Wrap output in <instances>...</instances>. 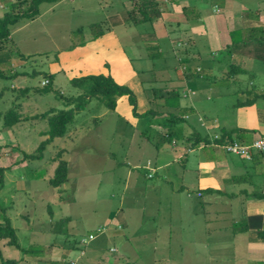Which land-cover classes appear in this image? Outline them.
<instances>
[{"label":"crops","instance_id":"obj_1","mask_svg":"<svg viewBox=\"0 0 264 264\" xmlns=\"http://www.w3.org/2000/svg\"><path fill=\"white\" fill-rule=\"evenodd\" d=\"M69 1L82 10H100L99 21L110 29L96 37L85 33L79 39L84 40L82 44L79 40L71 43L48 72L69 61L75 75L109 74L132 90L137 112L148 107L143 88L151 85V80L152 85L179 87L181 96L171 107L176 117L170 121L164 119L165 109L150 121H141L131 113L126 98L116 100L110 111L117 118H127L126 128L134 140L129 139L120 160L115 159L118 154L109 149L110 145L98 152L103 154L100 162L106 159L110 172L118 171L114 177L110 173L102 178L108 184L102 196L114 202L105 218L92 225L101 231L80 245L83 235L75 236V229L65 239V253L59 255L63 259L53 264H63L66 258L73 259L74 264H133V260L139 264H264V150H252L247 159L221 146L227 138L248 142L264 133V0H154L158 15L152 21L153 29L138 32L121 22L122 12L132 0ZM116 26L132 29L136 35L138 41L132 42L139 47L136 56L142 61L140 67L130 64L131 58L116 41ZM251 28H256L253 38L248 35ZM156 43L165 55V66H157V75L148 74L152 79L146 81L142 72L150 70L147 55ZM75 45L79 46L73 48ZM219 52L225 54L224 62L213 60ZM89 54L92 61L72 58ZM179 57L185 61L177 62ZM226 58L245 73L234 79L222 77ZM185 65L189 69L200 66L202 77L189 84L181 70ZM242 86L251 89L247 92ZM242 89L252 93L253 101L233 106L244 100L237 95ZM231 93L236 98H231ZM95 100L86 103L91 106L92 117L95 114L93 119L109 110ZM75 125L67 126L61 136L69 139L71 133L70 139L75 140L67 147L74 149L82 141ZM166 129L172 130L170 136ZM223 131L230 133H224L218 142L212 139L214 133ZM64 160L67 177L55 190L62 192L63 186L69 185L71 192L74 182L69 169L75 161L70 162L67 155ZM147 162L152 167L150 175ZM91 230L88 233H93Z\"/></svg>","mask_w":264,"mask_h":264},{"label":"rangeland","instance_id":"obj_2","mask_svg":"<svg viewBox=\"0 0 264 264\" xmlns=\"http://www.w3.org/2000/svg\"><path fill=\"white\" fill-rule=\"evenodd\" d=\"M51 3L53 2L40 3L38 5L39 14L34 15L32 20L30 18L20 19L11 29V41L4 43L3 47L9 48L10 46L12 55L9 56L7 62L0 63L3 74L6 75L14 70L17 73L31 72L32 69L35 71L29 75L0 76V113L10 105L15 96L14 91H9L10 87L15 89L25 85L30 87L25 95L18 94L19 97L15 99L17 106H14V109L21 113L20 116L39 113L47 107L61 105L60 101L53 96L54 89L64 94L76 91V87L69 83V78L76 76L73 73L74 67L68 63L69 61H64L61 67L52 72L51 87L53 90L39 94L32 91V87L42 84L41 81L45 78L43 72H48L51 65H57L56 63L60 62L59 55L62 51L69 50L68 45L79 40L85 33L97 31L98 27L93 23L99 21L102 13L98 9L83 8L82 10L74 7V3L69 0H60L51 9L45 10L44 8ZM131 4L126 6L127 9ZM11 5L15 10H19L24 8L26 3L19 4L18 0H0V13L8 10ZM90 23L92 26L89 25ZM142 25L144 29L150 30L153 29L154 23L147 22ZM77 28H81V31H77ZM126 29L120 26L114 27L116 41H120L118 43L123 52L131 58L128 60L130 64L133 67H140L142 61L136 56L139 47L133 43L138 39L132 29ZM157 39L162 41L160 38ZM172 39L173 42H176L174 40H178V37ZM76 46L79 45H75L73 48ZM19 52L26 57L19 55ZM63 56L65 57V55ZM90 57L93 55L89 54V57L74 55L72 58L78 61L80 58L88 60ZM90 60L92 61L91 58ZM157 62L158 60L155 61V64ZM66 64L71 66L72 71ZM197 67L195 66L194 70H197ZM151 73L152 71L142 72L146 78L144 80L152 79L148 76ZM155 74L157 75V70H155ZM155 74H152V77H155ZM241 78L243 81L248 80L244 79L245 77ZM149 83L153 84L154 82L151 80ZM242 87L244 90L246 89V86ZM243 89L238 90V96L244 99L252 97V93H246ZM250 89L248 88V90ZM229 96L233 99L236 98L234 93ZM230 97L228 98L230 99ZM124 98L122 96L123 100ZM93 102L98 103L96 100ZM90 108L91 106L87 104L77 110L67 124L71 127L76 124V133L82 136L81 144L76 149L67 147L75 140L70 139L73 137L71 133L67 135L69 139L63 138L64 136L62 138L54 137L44 145L40 157L29 159L27 163L26 160L18 161L20 153L17 147L25 151H31L36 147L38 142L45 137V134H42L46 127L45 118L29 117L14 124L11 128L0 131V165L5 166L2 172L3 184L0 187V206L3 207L2 211L0 209V221L2 214L9 218L15 229L17 241L24 248L21 250L6 244L5 239H0V258L15 259L13 264H46L47 261L56 263L55 260L63 259L59 255L65 253L66 237L75 229V236L81 234L85 237L88 230L92 229V225L100 223L105 218V212L111 208L114 201L102 196L108 187L107 181L102 178L105 175L109 176L110 173L114 177L118 171L110 172L105 162L106 159L104 163L100 162L99 159L103 157V154L98 152L110 145L109 149L118 154L115 159L120 160L130 143L129 141L133 142L134 138L126 128L128 125L125 116L117 118L110 110H107L98 118L93 119L95 114L92 117ZM105 109L107 108L105 107ZM118 113L126 115L122 112ZM166 132L171 134L172 130L166 129ZM136 150L139 149H133V152ZM139 151L143 153L142 149ZM133 152L131 150V153ZM108 154L110 155V153ZM66 155L70 162L75 161L69 169V173H71L69 177L72 176L74 188L70 192L69 185H64L65 189L62 192L58 189L56 191L55 187L47 183L46 176L48 178L51 175L58 158L65 159ZM15 161L19 162L18 165H15ZM121 169L120 167L119 170ZM121 175L123 174L121 173ZM99 179L101 180L100 184L96 185ZM65 216H68V222L64 220ZM91 231L97 232L96 228ZM131 263L139 264L140 261L133 260ZM0 264L10 263L0 262Z\"/></svg>","mask_w":264,"mask_h":264},{"label":"trees","instance_id":"obj_3","mask_svg":"<svg viewBox=\"0 0 264 264\" xmlns=\"http://www.w3.org/2000/svg\"><path fill=\"white\" fill-rule=\"evenodd\" d=\"M56 0H18L19 4L26 3V6L24 8H21L19 10H15L12 6L14 3H11V7L0 13V63H4L8 61L9 56L12 55V50H10L5 46V42H10V32L12 27L20 20V19H27L32 18L34 15L38 13V5L42 2H54ZM158 15V10L156 8V2L154 0H132V5L129 9L122 12V18L124 21H121L122 23H125L127 26L132 27L135 29L137 28V32L143 28L144 23L152 22L155 20V18ZM94 25H96L97 31L92 33L91 37H96L99 34H101L104 29H110V27L102 21L94 22ZM119 24V23H117ZM91 25V23L89 24ZM104 25V26H103ZM142 25V26H141ZM92 26V25H91ZM77 31H81V28H77ZM256 28L249 29L248 35L252 38L255 37ZM90 37V38H91ZM84 40H79V44H82ZM157 42V41H156ZM3 44V45H2ZM8 45V44H7ZM13 45V44H12ZM157 45V46H156ZM152 48L153 50L150 51L147 55V59L150 63V71L155 74V70L158 71L157 66H165V55H162L161 50H158V43ZM67 46V48L71 47ZM222 54V55H221ZM19 55L23 56L22 53L19 52ZM219 57H214L213 60L217 63L224 62L222 61V58L225 57L222 52L218 53ZM217 55V56H218ZM23 57H26L25 55ZM199 59V58H198ZM201 59V58H200ZM158 60V62L155 64V61ZM177 62L185 61L184 57H179V59H176ZM225 69L222 70L223 74L222 77H227L234 79L237 77L240 73H245V70L241 67H239L238 64L232 62V61H225ZM197 67V66H196ZM200 66L197 67V70H194L196 68L189 69L188 65H185L183 68H181L183 75L186 79V81L191 84V81L196 80L198 77H202L203 73L201 70H199ZM34 69L31 70V72L23 71V72H16V70L8 73L3 74L2 70L0 69V76H8V77H14L17 74H24L29 75L34 73ZM156 75V74H155ZM43 76H45L46 82H42V84L34 85L32 87V91L36 93H45L50 90H53L51 87V78L52 73L51 72H43ZM164 81V80H162ZM161 81V82H162ZM69 83L76 87L77 92L71 93V94H64L59 91H56L54 89L53 96L55 99L60 101L61 105H57L56 107L50 106L45 108V110L40 111L39 113H31L29 115L24 114L23 116H20V112L14 109V106H17L15 99L18 98V94L25 95L26 91L28 90V86H21L18 88H9V91L15 92V96L11 100L10 105L0 113V131L5 128H11L14 124L21 122L24 119H27L29 117L31 118H38V117H44L46 121V127L42 131V134H45V137L41 139L36 147L31 151H25L21 148H18V152L20 153V157L18 161L26 160V163L29 159H35L36 157L41 156V151L44 148V145L51 141L54 137H61L64 135L66 131L67 124L71 121L73 114L79 110L82 109L89 99L95 98L97 101L102 103L107 109L112 110L115 108L116 105V98L118 96H125L126 102L128 105H130L131 113L136 116L139 120H144L145 122L150 121L152 117H154L156 114L160 113L159 110L165 109L167 116L164 118L167 121H170L176 117V114L174 113V110L171 109L172 106H176L177 101L179 97L181 96V91L179 87H170V88H164L157 85H148L143 88L145 92V96L147 98L148 107L142 111L137 112L135 109L136 101L135 96L132 90L125 84L117 83L109 74H103V73H86V74H80L76 76H72L69 78ZM165 83V82H164ZM245 91H249L247 88ZM10 92V93H11ZM1 93V92H0ZM161 97L162 99H158ZM253 101L252 98H246L244 100H238L234 102L233 106L238 105H245L249 104ZM229 135V131H223V133H217V138H212L215 141L221 140L222 136ZM167 136H170V132H166ZM212 137V136H211ZM231 140H237L235 138H227L225 141H231ZM197 141V140H196ZM239 142H242L240 140H237ZM251 141V140H250ZM249 142V141H248ZM247 143V142H242ZM59 153V152H58ZM243 157V156H242ZM18 161H15L17 163ZM18 165V164H17ZM4 165H0V187L3 184V175L2 172L4 170ZM67 177V165L66 161L62 158H58L56 164L53 167L51 175L47 178L46 181L49 185L53 187H59L60 184L65 181ZM47 208H49V205H46ZM1 211L3 210V207L0 206ZM50 211V208H49ZM61 220V219H60ZM65 221H67V218H64ZM61 232L63 233L62 228L60 227ZM65 232V229H64ZM83 238H87V236H83L79 239V244L84 245L85 241H82ZM0 239H5V243L9 245H13L21 250H24L23 246H21L17 241V236L15 234V229L11 225L9 218L2 214V220L0 221ZM91 239V238H89ZM86 239V240H89ZM79 249V253L82 252V250ZM1 257V255H0ZM69 260L66 258L63 260V264ZM1 263H15V259H3L0 258ZM52 264L53 262L47 261L45 262Z\"/></svg>","mask_w":264,"mask_h":264},{"label":"built area","instance_id":"obj_4","mask_svg":"<svg viewBox=\"0 0 264 264\" xmlns=\"http://www.w3.org/2000/svg\"><path fill=\"white\" fill-rule=\"evenodd\" d=\"M42 82H46V79L44 78ZM217 137H218L217 133H214L212 135V138H217ZM221 146L226 152L241 155L244 158L248 159L251 156L252 150H264V133L251 139V141L247 143H242L237 140H231V141L222 142ZM145 167L150 169V172H148V175H150L152 167L150 166L149 162L146 163ZM101 229H102L101 227H98L97 231H101ZM93 236H94L93 233H88L86 239L92 238ZM86 239L83 238L82 241H86ZM67 264H73V260H68Z\"/></svg>","mask_w":264,"mask_h":264},{"label":"clouds","instance_id":"obj_5","mask_svg":"<svg viewBox=\"0 0 264 264\" xmlns=\"http://www.w3.org/2000/svg\"><path fill=\"white\" fill-rule=\"evenodd\" d=\"M197 193H199V192H197ZM97 229V228H96ZM98 232H100V231H98ZM89 233H91V232H89ZM93 234H95V233H93ZM87 236V235H86ZM69 260H73V259H69ZM67 262H68V260L65 262V264H67ZM73 264H74V260H73Z\"/></svg>","mask_w":264,"mask_h":264}]
</instances>
